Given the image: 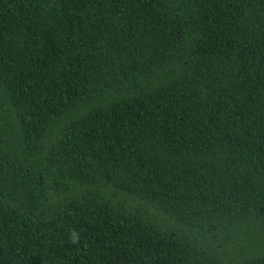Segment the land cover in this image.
Returning <instances> with one entry per match:
<instances>
[{"label":"trees","instance_id":"trees-1","mask_svg":"<svg viewBox=\"0 0 264 264\" xmlns=\"http://www.w3.org/2000/svg\"><path fill=\"white\" fill-rule=\"evenodd\" d=\"M0 264H264V0H0Z\"/></svg>","mask_w":264,"mask_h":264}]
</instances>
